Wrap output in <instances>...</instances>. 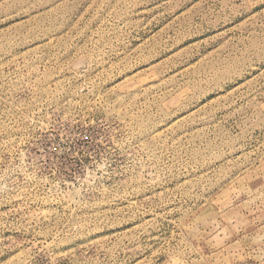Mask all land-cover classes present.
Masks as SVG:
<instances>
[{
  "label": "rangeland",
  "instance_id": "1",
  "mask_svg": "<svg viewBox=\"0 0 264 264\" xmlns=\"http://www.w3.org/2000/svg\"><path fill=\"white\" fill-rule=\"evenodd\" d=\"M0 264H264V0H0Z\"/></svg>",
  "mask_w": 264,
  "mask_h": 264
}]
</instances>
